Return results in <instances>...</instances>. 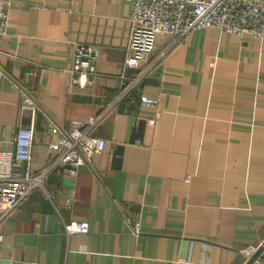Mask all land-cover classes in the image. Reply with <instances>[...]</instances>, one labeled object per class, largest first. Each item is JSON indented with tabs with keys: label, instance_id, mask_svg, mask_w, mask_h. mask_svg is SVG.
Segmentation results:
<instances>
[{
	"label": "crops",
	"instance_id": "obj_1",
	"mask_svg": "<svg viewBox=\"0 0 264 264\" xmlns=\"http://www.w3.org/2000/svg\"><path fill=\"white\" fill-rule=\"evenodd\" d=\"M3 1L0 148L32 127L39 172L57 154L52 121L68 131L94 115L107 146L75 174L53 169L0 222V264H245L264 241V38L159 32L125 68L129 0ZM77 45L98 56L85 86L70 85ZM70 219L89 232L67 237Z\"/></svg>",
	"mask_w": 264,
	"mask_h": 264
},
{
	"label": "built area",
	"instance_id": "obj_2",
	"mask_svg": "<svg viewBox=\"0 0 264 264\" xmlns=\"http://www.w3.org/2000/svg\"><path fill=\"white\" fill-rule=\"evenodd\" d=\"M132 29L126 49L124 67H140L154 52L157 34L169 33L175 41L187 39L194 30L216 26L225 32L249 34L264 38V0H129ZM7 3L0 0V35L8 33ZM97 53L89 46L74 49L70 85L91 83L89 75H98ZM6 73L0 66V77ZM143 75V74H142ZM144 76V75H143ZM122 77H125L122 74ZM142 76L134 77V83ZM142 102L155 105L157 101L142 98ZM25 108L34 109L29 95L23 100ZM101 117L91 116L86 123L75 121L68 131L52 121L51 130L56 139L51 146L57 150L47 166L34 172L30 166L34 144V129L20 128L13 137L12 148H0V222L34 189L46 190L49 173L62 165L69 166L72 174L80 165L90 163L96 153L107 146L104 137L92 134L91 128ZM154 122V119L151 120ZM86 125V127H84ZM23 163L26 166L23 167ZM66 236L87 233L90 224L84 219L63 220ZM138 223L136 222V225ZM137 230V226L134 228Z\"/></svg>",
	"mask_w": 264,
	"mask_h": 264
},
{
	"label": "water",
	"instance_id": "obj_3",
	"mask_svg": "<svg viewBox=\"0 0 264 264\" xmlns=\"http://www.w3.org/2000/svg\"><path fill=\"white\" fill-rule=\"evenodd\" d=\"M263 250H264V241L259 245L256 251L250 255V257L245 262V264H253L260 257Z\"/></svg>",
	"mask_w": 264,
	"mask_h": 264
}]
</instances>
